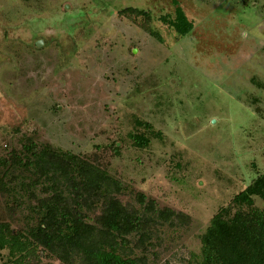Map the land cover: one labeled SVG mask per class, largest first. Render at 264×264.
<instances>
[{"label": "rangeland", "instance_id": "1", "mask_svg": "<svg viewBox=\"0 0 264 264\" xmlns=\"http://www.w3.org/2000/svg\"><path fill=\"white\" fill-rule=\"evenodd\" d=\"M174 1L192 22L183 36L161 20ZM135 119L162 137L133 145ZM29 143L85 158L146 212L148 239L124 250L138 264H199L211 216L264 173V0H0V176L12 186L0 189V222L12 231L46 195L25 187L33 166L11 161ZM99 199L82 213L98 215ZM165 208L186 218L161 221ZM32 263L65 264L47 251Z\"/></svg>", "mask_w": 264, "mask_h": 264}, {"label": "trees", "instance_id": "2", "mask_svg": "<svg viewBox=\"0 0 264 264\" xmlns=\"http://www.w3.org/2000/svg\"><path fill=\"white\" fill-rule=\"evenodd\" d=\"M174 4L173 13L161 16V20L183 36L191 30L192 22L176 1ZM124 10L146 13L131 7ZM135 124L142 129L128 136L137 147H146L151 138L162 137L161 131L148 121L135 119ZM24 151L30 156L14 154L11 161L33 166L34 178L25 187L34 192L33 188L40 184L46 195L36 196L37 202L30 209L33 223L22 231H12L7 222H0V250H7L2 264H33L38 251H47L65 264H138L137 258L124 250L133 235H138L140 243L148 239L150 219L145 211L127 207L113 194L120 188L116 179L70 151L47 144L37 148L33 143L25 145ZM0 164L6 166V160ZM3 178L0 176V189H12ZM60 179H64V186ZM65 186L69 187L67 194L61 189ZM92 196L100 197L101 206L94 218L82 213V203ZM254 198L264 203V173L253 177L228 205L219 207L211 216L199 235V264H264V207L256 206ZM137 201L142 204L145 196L138 194ZM143 207L155 211L152 200L145 201ZM155 216L161 221L186 218L168 208L156 210Z\"/></svg>", "mask_w": 264, "mask_h": 264}, {"label": "water", "instance_id": "3", "mask_svg": "<svg viewBox=\"0 0 264 264\" xmlns=\"http://www.w3.org/2000/svg\"><path fill=\"white\" fill-rule=\"evenodd\" d=\"M36 44H37V45H40V44H41V41H37Z\"/></svg>", "mask_w": 264, "mask_h": 264}]
</instances>
